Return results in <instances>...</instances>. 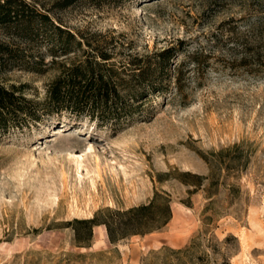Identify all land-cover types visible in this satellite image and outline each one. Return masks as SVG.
Wrapping results in <instances>:
<instances>
[{
  "label": "rangeland",
  "instance_id": "obj_1",
  "mask_svg": "<svg viewBox=\"0 0 264 264\" xmlns=\"http://www.w3.org/2000/svg\"><path fill=\"white\" fill-rule=\"evenodd\" d=\"M35 1L84 44L44 56L42 74H0L41 116L0 128V264H264V72L228 63L235 42H264V0ZM212 33L223 34L215 48ZM199 48L214 56L202 76L188 72L181 92L174 80L164 93L141 90L129 115L46 113L49 86L86 57L129 79L171 49L173 75ZM234 146L241 165L220 173L213 195L209 181L190 185L210 174L203 158ZM156 193L171 209L160 230L111 244L104 225L86 238L77 224Z\"/></svg>",
  "mask_w": 264,
  "mask_h": 264
},
{
  "label": "trees",
  "instance_id": "obj_2",
  "mask_svg": "<svg viewBox=\"0 0 264 264\" xmlns=\"http://www.w3.org/2000/svg\"><path fill=\"white\" fill-rule=\"evenodd\" d=\"M55 7H65L78 0H56ZM229 24V23H228ZM233 29V28H231ZM234 30V29H233ZM222 35L212 33L214 48L222 43ZM232 40L226 39L228 44ZM212 43V42H211ZM236 45L233 58L228 60L231 67L240 68L248 73L264 72V42ZM257 43V42H256ZM82 39L64 30L56 24L48 11L35 0H0V74L10 70L42 74L47 64L44 56L51 62L57 58L68 56L83 45ZM43 47L42 51L39 47ZM211 46V48L213 49ZM224 47V45H223ZM37 48V49H36ZM199 48L185 55V58L173 67V78L168 74L169 59L172 49L159 54L158 61L152 67L138 66L129 79H123L112 68H105V63L86 57L63 73L49 86L50 107L47 114L69 110L75 114H87L90 118L117 119L119 116L131 114L130 111L140 96V91L148 93H164L167 86L174 82L181 92L186 75L191 70L202 76L210 66L209 60L214 58L211 52ZM41 51V52H40ZM99 58H103L100 56ZM218 59V58H217ZM106 60V59H101ZM50 62V63H51ZM139 89V90H137ZM16 86L6 87L0 83V128L17 121V124L39 122L37 106L27 100ZM145 93V92H144ZM145 97V96H144ZM230 152L239 154V146L211 153L203 158L209 165L208 177L195 176L192 186L200 189L204 181H209L208 195H213L220 184L221 172L238 170L241 165L239 157L231 159ZM224 168V169H223ZM171 220L169 196L156 193L146 205L135 207L124 212H107L103 218L97 217L77 222L83 226L84 237L90 238L95 225H104L111 244L135 235H145L160 230Z\"/></svg>",
  "mask_w": 264,
  "mask_h": 264
},
{
  "label": "bare ground",
  "instance_id": "obj_3",
  "mask_svg": "<svg viewBox=\"0 0 264 264\" xmlns=\"http://www.w3.org/2000/svg\"><path fill=\"white\" fill-rule=\"evenodd\" d=\"M59 130H57V132H58Z\"/></svg>",
  "mask_w": 264,
  "mask_h": 264
}]
</instances>
